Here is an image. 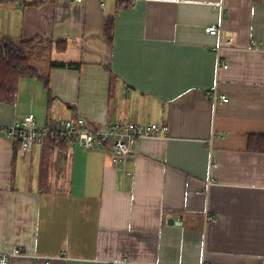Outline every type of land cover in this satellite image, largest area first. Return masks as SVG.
Returning a JSON list of instances; mask_svg holds the SVG:
<instances>
[{
    "label": "crops",
    "instance_id": "obj_1",
    "mask_svg": "<svg viewBox=\"0 0 264 264\" xmlns=\"http://www.w3.org/2000/svg\"><path fill=\"white\" fill-rule=\"evenodd\" d=\"M119 1L0 0V35L42 38L36 67L51 90L25 77L0 102V258L264 264V152L249 149L264 135V0H129L110 43L105 20ZM214 91L230 101L214 103ZM28 114L39 125L83 116L168 131L122 161L110 146L68 141L23 154L2 127Z\"/></svg>",
    "mask_w": 264,
    "mask_h": 264
},
{
    "label": "built area",
    "instance_id": "obj_2",
    "mask_svg": "<svg viewBox=\"0 0 264 264\" xmlns=\"http://www.w3.org/2000/svg\"><path fill=\"white\" fill-rule=\"evenodd\" d=\"M21 7H25L30 0H14ZM48 1V0H42ZM77 2L82 0H75ZM219 6L223 10L225 4L222 1ZM212 35H220V29L216 25L206 28ZM227 67V65H224ZM214 103L229 102L228 96L214 91L211 95ZM6 130L7 136L19 143L20 151L25 154L30 152L35 145L42 144L45 140H51L55 145L63 141L77 143L85 150L102 146H110L115 161H122L133 153L134 145L146 138H163L167 135V124L150 123L139 125L133 121L115 122L104 128L95 127L83 116H77L66 120L55 121L46 125H39L36 118L25 115L17 122L2 127ZM110 144V145H109ZM17 253L23 251L15 249ZM10 254L5 253L0 258V264H9ZM44 259L46 264H52L54 258L39 257Z\"/></svg>",
    "mask_w": 264,
    "mask_h": 264
},
{
    "label": "trees",
    "instance_id": "obj_3",
    "mask_svg": "<svg viewBox=\"0 0 264 264\" xmlns=\"http://www.w3.org/2000/svg\"><path fill=\"white\" fill-rule=\"evenodd\" d=\"M129 0L118 2L114 15L105 20V37L112 43L114 41L115 19L117 13L124 5H129ZM62 41H59L61 43ZM39 44H43L41 37L28 40H16L11 36L0 35V102L12 103L19 90L22 78L33 77L43 80L45 87L50 92L49 74L40 73L39 69L32 64L33 56ZM66 47V46H64ZM61 47V48H64ZM51 67L79 68L78 63H66L52 61ZM19 149V143L15 147ZM249 149L257 152H264V135L250 136Z\"/></svg>",
    "mask_w": 264,
    "mask_h": 264
},
{
    "label": "rangeland",
    "instance_id": "obj_4",
    "mask_svg": "<svg viewBox=\"0 0 264 264\" xmlns=\"http://www.w3.org/2000/svg\"><path fill=\"white\" fill-rule=\"evenodd\" d=\"M40 56H41V55L39 54V57H40ZM40 58H41V57H40ZM32 64H33L34 66L40 67L41 69L45 67V63L41 62V60L37 57V54H35V55L33 56Z\"/></svg>",
    "mask_w": 264,
    "mask_h": 264
},
{
    "label": "water",
    "instance_id": "obj_5",
    "mask_svg": "<svg viewBox=\"0 0 264 264\" xmlns=\"http://www.w3.org/2000/svg\"><path fill=\"white\" fill-rule=\"evenodd\" d=\"M169 222L172 223L173 222V219H170Z\"/></svg>",
    "mask_w": 264,
    "mask_h": 264
}]
</instances>
